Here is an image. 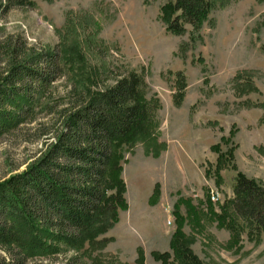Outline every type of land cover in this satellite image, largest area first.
Wrapping results in <instances>:
<instances>
[{
    "label": "rangeland",
    "instance_id": "374dc122",
    "mask_svg": "<svg viewBox=\"0 0 264 264\" xmlns=\"http://www.w3.org/2000/svg\"><path fill=\"white\" fill-rule=\"evenodd\" d=\"M168 1L35 0L0 19V38L21 33L33 45L60 49L64 74L56 83L58 98L73 84L105 90L136 70L159 124L151 138L124 153L129 207L99 237L109 241L30 264H64L76 254L81 264H141L140 254L143 264H162L158 255L164 252L172 262L178 201L190 250L203 263L264 264V233L246 230L240 243H230L231 230L218 224L209 206L217 213L223 205L231 210L239 172L264 185V0H228L212 10L194 37L191 25L182 34L167 31L160 9ZM74 43L83 58H73ZM178 72L186 86L180 105L174 97L180 91ZM24 138L0 137V178L24 169L38 151L39 141ZM157 185L158 197H152ZM211 189L220 193L216 203Z\"/></svg>",
    "mask_w": 264,
    "mask_h": 264
},
{
    "label": "trees",
    "instance_id": "16d2710c",
    "mask_svg": "<svg viewBox=\"0 0 264 264\" xmlns=\"http://www.w3.org/2000/svg\"><path fill=\"white\" fill-rule=\"evenodd\" d=\"M227 2L169 0L161 6L160 19L168 32L177 35L191 25L194 37L212 10ZM34 5L35 0H0V19L14 8ZM73 48V58L84 57L77 43ZM63 74L59 48L38 47L21 33L0 38V137L21 134L25 141L40 142L24 169L15 168L0 178V264L54 260L68 249L106 244L109 239L99 237L129 207L124 153L151 138L159 125L142 91L144 78L136 70L105 90H92L90 85L79 90L73 84L58 98L56 83ZM177 74L180 91L174 97L180 105L186 86L181 72ZM242 77L239 73L235 79ZM247 83L253 88L252 81ZM215 171L218 175L220 168ZM155 188L152 197H158V185ZM234 193L232 212L226 205L220 213L209 206L218 224L231 230L229 242L238 244L243 231L264 233V185L239 172ZM180 206L178 201V225L170 242L175 260L169 261L170 252L159 253V259L162 264H205L190 250L183 232L187 219L179 215ZM194 217L199 221L198 215ZM81 260L76 254L64 264ZM139 261L144 263L143 254Z\"/></svg>",
    "mask_w": 264,
    "mask_h": 264
},
{
    "label": "built area",
    "instance_id": "2783aa9c",
    "mask_svg": "<svg viewBox=\"0 0 264 264\" xmlns=\"http://www.w3.org/2000/svg\"><path fill=\"white\" fill-rule=\"evenodd\" d=\"M220 198V193L217 190L211 191V199L215 202ZM171 223V221H169Z\"/></svg>",
    "mask_w": 264,
    "mask_h": 264
}]
</instances>
